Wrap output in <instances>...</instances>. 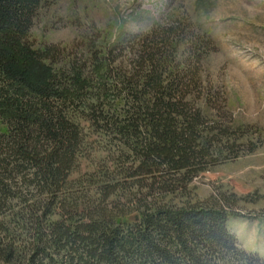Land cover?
Returning a JSON list of instances; mask_svg holds the SVG:
<instances>
[{"label": "trees", "instance_id": "16d2710c", "mask_svg": "<svg viewBox=\"0 0 264 264\" xmlns=\"http://www.w3.org/2000/svg\"><path fill=\"white\" fill-rule=\"evenodd\" d=\"M42 1L0 0V264H264L230 228L237 195L168 199L230 158L225 151L238 154L231 128L188 100L195 67L172 69L167 44L136 34L134 47L142 41L145 50L132 72L112 67L120 46L94 52L98 82L87 65L57 72L61 49L30 42ZM93 90L98 104L87 98ZM70 110L90 116L132 159L91 174L97 196L87 200L71 180L84 132ZM118 195L128 211L111 201Z\"/></svg>", "mask_w": 264, "mask_h": 264}, {"label": "rangeland", "instance_id": "374dc122", "mask_svg": "<svg viewBox=\"0 0 264 264\" xmlns=\"http://www.w3.org/2000/svg\"><path fill=\"white\" fill-rule=\"evenodd\" d=\"M136 34L149 38L148 45L167 44L172 69L184 71L189 63L195 67L198 76L188 100L209 119L231 128L238 153L234 157L225 151L230 158L201 173L185 194L168 199L181 204L237 195L230 228L243 248L264 257V0H43L30 42L36 49H61L53 64L57 72L87 65L86 73L98 82L92 71L94 52L125 47L112 67L132 72L136 56L145 50L142 41L134 47L130 36ZM87 98L98 104L95 90ZM70 115L84 132L71 180L77 183L74 191L87 200L97 196V185L87 181L91 174L132 159L123 147L125 155H120L119 141L97 130L90 116L72 110ZM1 130L7 125L1 123ZM120 195L111 201H121L120 210L128 211Z\"/></svg>", "mask_w": 264, "mask_h": 264}]
</instances>
